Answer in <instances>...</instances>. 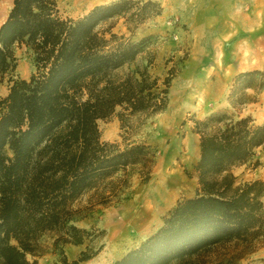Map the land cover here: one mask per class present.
Masks as SVG:
<instances>
[{
  "label": "trees",
  "instance_id": "16d2710c",
  "mask_svg": "<svg viewBox=\"0 0 264 264\" xmlns=\"http://www.w3.org/2000/svg\"><path fill=\"white\" fill-rule=\"evenodd\" d=\"M162 10L156 0H115L73 19L59 13L57 0H13L0 25V75L16 68L21 43L34 51L36 71L11 78L0 100V264H39L27 253L45 231L82 243L89 231L74 223L76 201L151 160L146 143L102 141L98 120L120 108L125 126L131 116L163 111L172 76L161 81L145 66L114 78L151 36L116 41L98 26L124 16L135 27ZM257 85L264 87V71L237 73L230 102L242 103L245 90ZM193 131L200 134L197 193L180 199L156 231L109 264H206L205 256L231 243L239 251L215 264H237L264 240V181L237 184L232 172L264 145V120L219 111L196 119Z\"/></svg>",
  "mask_w": 264,
  "mask_h": 264
},
{
  "label": "rangeland",
  "instance_id": "374dc122",
  "mask_svg": "<svg viewBox=\"0 0 264 264\" xmlns=\"http://www.w3.org/2000/svg\"><path fill=\"white\" fill-rule=\"evenodd\" d=\"M113 1L57 3L63 17L77 19L96 5ZM156 1L162 12L139 26H132L124 16L98 26L106 38L116 34V41L151 36L137 60L114 71V78L145 66L161 81L172 76L163 111L131 116L125 126L118 116L120 108L107 119L98 120L102 141L122 146L146 143L151 160L118 173L111 182L76 201L74 206L81 211L74 223L89 231L82 243H65L58 232L45 231L33 241V250L27 253L30 260L39 264H109L139 244L149 230L158 229L164 215L180 199L197 193L195 164L200 134L193 131L196 119L222 111L235 119L250 116L255 124L264 120V87L247 88L242 103L230 102L237 73L264 71V0ZM12 5L13 0H0L7 14ZM14 52L16 68L0 75V100L8 94L11 78L28 79L36 71L35 54L29 45L18 44ZM232 172L237 184L264 181V145L257 148L250 162L233 166ZM239 249L235 243L218 246L204 259L206 264H215ZM237 264H264V240Z\"/></svg>",
  "mask_w": 264,
  "mask_h": 264
},
{
  "label": "bare ground",
  "instance_id": "6f19581e",
  "mask_svg": "<svg viewBox=\"0 0 264 264\" xmlns=\"http://www.w3.org/2000/svg\"><path fill=\"white\" fill-rule=\"evenodd\" d=\"M6 16H7V12L4 11L3 7H0V25H1V23H3Z\"/></svg>",
  "mask_w": 264,
  "mask_h": 264
},
{
  "label": "crops",
  "instance_id": "0c3cea01",
  "mask_svg": "<svg viewBox=\"0 0 264 264\" xmlns=\"http://www.w3.org/2000/svg\"><path fill=\"white\" fill-rule=\"evenodd\" d=\"M200 149V148H199ZM199 155H200V150H199ZM160 227V226H159ZM139 230H141V229H139ZM138 230V231H139ZM156 229H154V230H149L148 231V233H147V235H145L146 237H143L142 239H141V241L143 240V239H145V238H147L150 234H152L154 231H155ZM126 250H124V252H125ZM124 252H121L119 255H117L115 258H118V257H120Z\"/></svg>",
  "mask_w": 264,
  "mask_h": 264
}]
</instances>
